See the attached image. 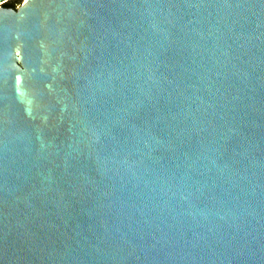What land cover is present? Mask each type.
Masks as SVG:
<instances>
[{
    "label": "water",
    "instance_id": "95a60500",
    "mask_svg": "<svg viewBox=\"0 0 264 264\" xmlns=\"http://www.w3.org/2000/svg\"><path fill=\"white\" fill-rule=\"evenodd\" d=\"M0 0V264H264V0Z\"/></svg>",
    "mask_w": 264,
    "mask_h": 264
},
{
    "label": "rangeland",
    "instance_id": "374dc122",
    "mask_svg": "<svg viewBox=\"0 0 264 264\" xmlns=\"http://www.w3.org/2000/svg\"><path fill=\"white\" fill-rule=\"evenodd\" d=\"M24 0H12L9 3H18V2H23Z\"/></svg>",
    "mask_w": 264,
    "mask_h": 264
},
{
    "label": "flooded vegetation",
    "instance_id": "af4514ba",
    "mask_svg": "<svg viewBox=\"0 0 264 264\" xmlns=\"http://www.w3.org/2000/svg\"><path fill=\"white\" fill-rule=\"evenodd\" d=\"M18 3H20V2H18ZM18 3H10V5H9V6H7V7H9V8H11V7H15V6H16V4H18Z\"/></svg>",
    "mask_w": 264,
    "mask_h": 264
},
{
    "label": "trees",
    "instance_id": "16d2710c",
    "mask_svg": "<svg viewBox=\"0 0 264 264\" xmlns=\"http://www.w3.org/2000/svg\"><path fill=\"white\" fill-rule=\"evenodd\" d=\"M9 5H10V3H9V2H8V3H6V4H4V6H5V7H7V6H9Z\"/></svg>",
    "mask_w": 264,
    "mask_h": 264
}]
</instances>
